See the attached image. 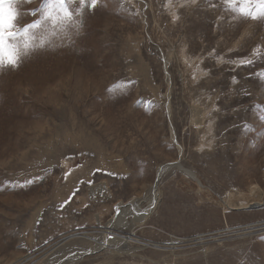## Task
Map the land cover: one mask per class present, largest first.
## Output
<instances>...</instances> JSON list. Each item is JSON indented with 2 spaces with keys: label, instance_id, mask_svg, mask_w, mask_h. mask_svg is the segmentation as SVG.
<instances>
[{
  "label": "rangeland",
  "instance_id": "374dc122",
  "mask_svg": "<svg viewBox=\"0 0 264 264\" xmlns=\"http://www.w3.org/2000/svg\"><path fill=\"white\" fill-rule=\"evenodd\" d=\"M5 17L0 264H264L260 0H0Z\"/></svg>",
  "mask_w": 264,
  "mask_h": 264
},
{
  "label": "bare ground",
  "instance_id": "6f19581e",
  "mask_svg": "<svg viewBox=\"0 0 264 264\" xmlns=\"http://www.w3.org/2000/svg\"><path fill=\"white\" fill-rule=\"evenodd\" d=\"M168 73V72H167ZM130 82V81H129ZM126 83V82H125ZM171 97V96H170ZM170 104V103H169ZM187 127V126H186ZM179 143V142H178ZM73 159V158H72ZM170 163V162H169ZM176 165V164H175ZM181 169H183L182 167H181V164L180 163H178L177 164ZM166 166V165H165ZM171 167V166H170ZM169 167V168H170ZM167 167H162L161 168V171H159V174L160 175H162V173H163V169L165 170ZM168 169V168H167ZM169 170V169H168ZM188 172H189V174L190 175H192L194 178H195V180H197L201 185L200 186H203L202 185V182H201V179L198 177V175H196V173L194 172V171H192V170H190V169H188ZM160 179V178H159ZM156 186V185H155ZM101 188V187H100ZM99 188V189H100ZM103 188H105L104 186H103ZM156 189H158L157 187H156ZM251 190H252V193L254 192V193H256V192H259V193H263L262 192V189L261 188H259V186L258 185H254V186H252V188H251ZM154 193V192H153ZM94 194L96 195V193L94 192ZM257 195V194H256ZM263 195V194H262ZM257 197H258V195H257ZM151 198V197H150ZM152 198H153V202H152V204H151V206L150 207H148V209H147V212H145V213H143L139 218H138V221H140L141 223L140 224H143L145 221H146V219L149 217V215H150V213H151V211H152V213H154L155 212V210H156V207H157V204L159 203V200L158 199H161V193H159V194H153V196H152ZM260 198V197H259ZM260 200V199H259ZM226 201V200H225ZM224 201V202H225ZM262 201V200H261ZM142 202V201H141ZM158 202V203H157ZM133 203V202H132ZM148 203V202H147ZM231 203V202H230ZM233 203V202H232ZM240 203V202H239ZM262 203V202H261ZM260 202H254V203H252V204H247V205H245V206H242V207H244V208H252V207H255V205H257V207H259L260 205H262ZM227 204H228V202H227ZM240 204H242V203H240ZM125 205H126V203H121V202H119V203H117V205L115 206V211H116V213H115V215H113L114 216V218L110 221V222H108V224H107V227H109L110 229H112V227H115L116 225H117V223H123L126 219H125V217H124V219L123 220H121L122 219V217L124 216V214L126 215V211H127V209L125 208ZM144 205V204H143ZM149 205V204H148ZM230 205V204H229ZM228 205V206H229ZM237 205V204H236ZM235 205V203H234V206H232L231 207V209H234V208H241V206L240 207H238V206H236ZM147 207V206H146ZM132 209V208H131ZM131 209H130V211H131ZM136 210H137V208H136ZM141 210V209H140ZM137 211H139V208H138V210ZM133 212V211H132ZM142 212V211H141ZM127 213H130V212H127ZM135 213V212H134ZM133 216V215H132ZM134 217V216H133ZM136 217H137V215H136ZM136 221V220H135ZM125 222H127V221H125ZM127 226V225H126ZM126 226H124V227H126ZM104 228V227H103ZM108 228V230H106L105 231V233L106 234H104L105 235V237L106 238H109L108 239V241H112V240H114V241H119V243H120V241L122 242V241H128V240H135L134 239V237H133V234L136 232V230H137V227H133L131 230H132V232H131V235H129V236H119V235H117L116 233H114L113 232V230H110ZM131 228V227H130ZM156 228V227H155ZM83 232V231H82ZM99 232V231H98ZM71 237V236H70ZM73 237V236H72ZM88 238H89V236H88ZM91 238V237H90ZM95 240V239H94ZM98 241V240H97ZM97 241H96V243H97ZM113 242V241H112ZM112 242H111V244H112ZM103 243V242H102ZM102 243L100 244V248L102 247V248H106V247H103V246H105V245H102ZM106 244V243H105ZM115 245H117V244H115ZM151 245V244H150ZM154 245V244H153ZM155 245H157V246H160L159 244H155ZM113 246H114V244H113ZM56 247V246H55ZM107 247H109L108 245H107ZM154 247V246H153ZM46 248V247H45ZM96 252V251H95ZM31 264H33V262H31ZM43 264V263H42Z\"/></svg>",
  "mask_w": 264,
  "mask_h": 264
},
{
  "label": "snow or ice",
  "instance_id": "6c2138e0",
  "mask_svg": "<svg viewBox=\"0 0 264 264\" xmlns=\"http://www.w3.org/2000/svg\"><path fill=\"white\" fill-rule=\"evenodd\" d=\"M260 3L264 4V0H260ZM38 14H39L38 11L35 9L31 11V15H33L34 17L37 16ZM25 27L27 28L30 26H25ZM14 28H15V20L8 23L6 26L0 28V42H3L5 45H7L9 51L11 52L12 54V60L10 61L11 63H15L16 60V53L11 43L13 37L17 35V33L14 31Z\"/></svg>",
  "mask_w": 264,
  "mask_h": 264
},
{
  "label": "clouds",
  "instance_id": "9594fccd",
  "mask_svg": "<svg viewBox=\"0 0 264 264\" xmlns=\"http://www.w3.org/2000/svg\"><path fill=\"white\" fill-rule=\"evenodd\" d=\"M8 24L7 17H5L3 21V25L6 26ZM0 57L4 58L7 61L12 60V54L9 51L7 45H5L3 42H0Z\"/></svg>",
  "mask_w": 264,
  "mask_h": 264
},
{
  "label": "water",
  "instance_id": "95a60500",
  "mask_svg": "<svg viewBox=\"0 0 264 264\" xmlns=\"http://www.w3.org/2000/svg\"><path fill=\"white\" fill-rule=\"evenodd\" d=\"M255 207H257V205H255Z\"/></svg>",
  "mask_w": 264,
  "mask_h": 264
}]
</instances>
